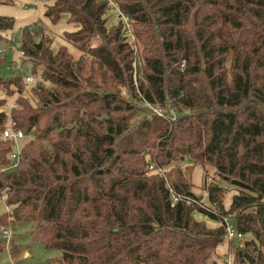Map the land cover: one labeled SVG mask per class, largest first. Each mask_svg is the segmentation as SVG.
I'll use <instances>...</instances> for the list:
<instances>
[{"label": "trees", "instance_id": "16d2710c", "mask_svg": "<svg viewBox=\"0 0 264 264\" xmlns=\"http://www.w3.org/2000/svg\"><path fill=\"white\" fill-rule=\"evenodd\" d=\"M111 1L46 0V24L22 28L29 86L0 52V167L9 120L27 136L0 170V253L2 229L28 225L55 264H217L225 242L233 264H264V0ZM14 26L0 16V41ZM208 167L238 187L229 208Z\"/></svg>", "mask_w": 264, "mask_h": 264}, {"label": "rangeland", "instance_id": "374dc122", "mask_svg": "<svg viewBox=\"0 0 264 264\" xmlns=\"http://www.w3.org/2000/svg\"><path fill=\"white\" fill-rule=\"evenodd\" d=\"M46 0H14V4H1L0 3V16H10L15 19V26L12 30L6 32L7 40L0 41V52L7 57V65L10 66L13 61L19 60V48L22 36V28L26 25L32 24L38 20H43L46 24L43 10ZM29 6V8H27ZM116 16V15H115ZM40 22V21H39ZM116 22V20H115ZM50 36H54L53 49H58L61 45L65 44L60 36L64 29H74L76 25L68 24L66 19L63 18L56 25L49 26ZM70 47L71 51H75L73 46ZM24 67L29 65L25 64ZM140 70V67H136V72ZM0 75L10 76L12 71L8 70L5 66L0 67ZM123 94L126 92L124 90ZM4 95L0 92V98ZM17 95L8 98L10 104H15ZM14 102V103H13ZM5 110H9L5 108ZM157 110V109H155ZM154 110V111H155ZM22 141L21 143H23ZM187 164H190L187 163ZM207 176L209 182H214L218 187H224L225 189V206L229 208L232 203L233 196L239 192L238 187L222 180L212 167L207 168ZM192 180L194 183L193 191L200 196L202 202L207 201V195L203 190V178L205 169L201 165H196L192 172ZM8 211L6 200L0 197V213ZM197 217L200 219H207L205 215L197 213ZM209 224L216 225L215 222L207 220ZM30 226H18L14 230L13 238L11 240V246H6L3 252L0 253V264H55L52 263V259L60 257V250L58 249H46L41 242L33 240L28 230ZM227 243L222 244L218 249L217 264H224V260L227 257Z\"/></svg>", "mask_w": 264, "mask_h": 264}, {"label": "built area", "instance_id": "2783aa9c", "mask_svg": "<svg viewBox=\"0 0 264 264\" xmlns=\"http://www.w3.org/2000/svg\"><path fill=\"white\" fill-rule=\"evenodd\" d=\"M111 2H113V0ZM27 8H29V6H27ZM23 55L24 53L22 51H19V60L14 61L12 64V67H16L17 69H19V71L21 72L24 78L26 86H29L34 81V76L31 75V73L26 67L21 65V58ZM12 106H14V104L11 105V108ZM156 112L158 114H161L159 110H156ZM3 136L6 139L13 140V149L10 153V158L12 160V163L10 166L0 167L1 171H7L10 169L17 168L19 164L22 162L23 160L22 150H23L24 144H22L21 142L27 136L22 131L16 130L14 128V123L11 120H9V124L5 128L3 132ZM8 211L12 213L10 208H8ZM225 222H226V235H225L226 239L228 241H237V242H240V244H242L243 243V233L237 230L236 226L234 225V223L232 222L230 218L228 217L225 218ZM13 234H14V230L12 227H4L2 229L1 238L5 241L6 246H9V247L11 246L10 243L13 238ZM224 264H233V257L231 255H227V257L224 260Z\"/></svg>", "mask_w": 264, "mask_h": 264}]
</instances>
